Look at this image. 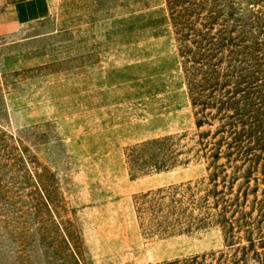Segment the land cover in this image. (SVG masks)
<instances>
[{"label":"rangeland","instance_id":"rangeland-1","mask_svg":"<svg viewBox=\"0 0 264 264\" xmlns=\"http://www.w3.org/2000/svg\"><path fill=\"white\" fill-rule=\"evenodd\" d=\"M176 2H187L185 23L201 13L191 11L194 0ZM204 3L223 15L215 36L246 41L241 55L219 56L221 73L238 60L232 112L194 108L167 0H63L55 17L0 40V264H192L205 256L216 264L232 251L220 227L166 235L142 227L135 205L150 191L208 178L209 161L196 155L200 134L213 142L224 117L242 115L250 129L260 120L264 131V0ZM204 115L211 126L198 130ZM184 135L189 165L131 176L128 149ZM255 176L235 217L250 214L259 239L264 175Z\"/></svg>","mask_w":264,"mask_h":264},{"label":"trees","instance_id":"trees-1","mask_svg":"<svg viewBox=\"0 0 264 264\" xmlns=\"http://www.w3.org/2000/svg\"><path fill=\"white\" fill-rule=\"evenodd\" d=\"M194 2L191 11L199 7L201 13L198 14L195 11L190 15L188 23H185L182 14L187 12L184 7L187 2L178 4L176 0H167L194 108H199L201 114L215 109L232 112L235 108L230 103L229 97L234 93L228 89L233 85L230 81L232 75L238 72L232 62H238V60L228 59L229 69L221 73L219 68L223 64V58L219 56L225 49L230 50L232 55H241V52L237 50L246 41L241 38L235 42L227 36H215L213 31L218 25L216 20L223 15H220L218 7L208 12V10L205 11L206 3L198 5L202 0H194ZM172 5L174 8L171 7ZM206 13L211 16L203 18ZM213 14L219 16L212 17ZM198 26H201L205 32L197 29ZM185 30L197 33L184 35ZM254 40L252 45H257ZM250 48L244 47L248 53ZM217 94H221L219 101L215 98ZM241 116L234 114L224 117L223 126L220 131L213 134L211 143L208 142L206 133L200 134L198 146L203 148L197 151L196 155L209 161L208 171L212 173L208 178L150 191L135 198L142 227H148L159 234L220 227L224 233L227 248L232 251L229 254L222 252L219 259L213 257L216 264H250L252 261L264 264V252L258 251V246H263L262 249H264V237L254 238V227H249L250 221H245V218H250V214L241 211L243 217L240 220L235 217V214H238L239 210L245 206L241 203V198L250 195L252 181L259 182L255 175H264V131L263 128L260 130L261 121L256 120L255 124L251 119L250 123H254L250 129L249 123L240 119ZM205 117L207 116L204 115L202 120L196 122L198 130L205 125L211 126L205 121L207 120ZM229 119L235 120L236 123L230 120L231 124L228 122ZM237 126L241 128V132L237 131ZM185 137V135L180 138L164 137L128 149L126 158L131 176L138 178L189 165L191 159L188 157L193 152L183 150L184 146L181 143ZM251 140L255 143V147H251ZM223 148L226 150L223 151ZM200 153L204 155L200 156ZM182 156H186L185 159H180ZM222 159L226 160L225 165H220ZM230 169H232L231 175L228 173ZM239 180L243 182L239 184L235 194ZM241 233L246 236L248 242V245L243 247H240L242 242H239L243 240ZM259 233L261 234L260 231ZM236 246L239 247L235 249ZM207 260L205 256L200 261L195 259L191 263L206 264Z\"/></svg>","mask_w":264,"mask_h":264},{"label":"crops","instance_id":"crops-1","mask_svg":"<svg viewBox=\"0 0 264 264\" xmlns=\"http://www.w3.org/2000/svg\"><path fill=\"white\" fill-rule=\"evenodd\" d=\"M63 0H0V40L55 17Z\"/></svg>","mask_w":264,"mask_h":264}]
</instances>
